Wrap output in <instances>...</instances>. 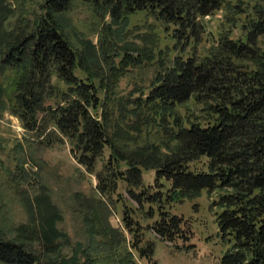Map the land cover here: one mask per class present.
<instances>
[{
  "label": "trees",
  "instance_id": "obj_1",
  "mask_svg": "<svg viewBox=\"0 0 264 264\" xmlns=\"http://www.w3.org/2000/svg\"><path fill=\"white\" fill-rule=\"evenodd\" d=\"M74 1L44 0L40 15L31 21L16 17L9 30L4 12L13 11L0 2V77L12 71L16 78L10 113L26 131L54 127L57 141L66 139L77 163L90 174L103 158L95 174L102 196L111 198L120 183L139 187L142 171L154 170L164 182L159 186L163 192L130 193L139 204L156 205L157 211L148 215L157 217L150 232L163 241L190 237L169 207L204 191L216 193L211 207L217 237L225 246L219 264H264V5L244 0ZM75 3L91 10L98 22L109 20L100 27L97 44L85 41L79 53L57 19ZM138 12L163 26L170 46L157 50L147 37L139 51L132 42L123 43L129 18ZM218 12L222 18L210 32L205 18ZM237 30L240 36L233 38ZM144 60L155 66L148 93L132 98L135 91L143 92L136 88L126 100L118 97L124 72ZM77 71L87 78H78ZM48 101L53 105L45 108ZM38 113L48 114L42 124ZM128 117L129 130L140 137L146 133L141 143L132 145V135L119 125ZM47 142L57 143L52 135ZM125 226L131 231L126 221ZM19 231L37 237L47 252L55 249L57 233L50 228ZM132 247L156 264L151 262L152 242ZM84 251L52 263L101 264ZM39 257L0 236V264H40ZM119 264H134L132 256Z\"/></svg>",
  "mask_w": 264,
  "mask_h": 264
},
{
  "label": "rangeland",
  "instance_id": "obj_2",
  "mask_svg": "<svg viewBox=\"0 0 264 264\" xmlns=\"http://www.w3.org/2000/svg\"><path fill=\"white\" fill-rule=\"evenodd\" d=\"M0 2H5V6L13 11L12 15L4 12L8 20L5 29L9 30L14 26L16 17L19 19L26 17L31 21L40 15V6L44 0H0ZM244 2H258L264 5V0H244ZM62 16L64 18L57 19L72 47L78 53L83 49L85 41L97 44L101 34L100 27L104 28L103 24L109 22L108 19H105L104 23L98 22L94 19L91 10L81 6L80 3H75L74 8ZM221 18V12L213 17H206L208 31H216ZM239 36L240 32L235 31L233 38ZM143 37L156 43L157 50L170 46L163 26L145 12H138L129 18V26L122 41L132 42L135 50L139 51ZM131 54L133 55L129 56L140 58L136 53ZM90 67L92 68L91 65ZM76 75L80 79L87 78L82 71H77ZM154 75L155 66L147 64L146 60L140 62L138 66L124 72L118 83L117 96L125 99L130 92L139 88L143 92L135 91L132 98H144ZM15 81L12 71L0 77V88L5 90V94L0 96V236L2 238L20 243L37 253L40 256V264H53L52 262L58 259L67 261L83 249L90 256L98 258L101 264H119V259L129 255L132 256L134 264H150L146 258H140L132 247L133 243H137L139 248H144L149 242L154 244L152 263L219 264L225 246L217 237L215 209L211 207L216 193L204 191L193 200H185L183 203L169 207L168 211L180 217L190 230V237L187 241L179 240L174 243L163 241L155 233L150 232V226L157 217L151 219L148 215L157 211L156 205L139 204L132 197V194H138L141 190L153 193L163 190L159 186L164 182L156 177V172L143 170L139 177L141 180L139 187L120 183L111 198L102 196L97 191L95 174L100 171L103 158L97 162L94 173L90 174L73 157L71 144L66 139L63 143L57 141V136L60 134L54 130V127L48 125L42 132L26 131L19 120L10 113L9 97L14 91ZM52 82L56 83V80L53 79ZM52 105L53 101H48L45 108ZM192 108L196 110V107ZM182 111H186V106ZM114 112L116 118L115 109ZM46 116L48 114L38 113L40 124L44 122L42 118ZM119 125L132 135V145L144 140L146 133L143 132L140 137L137 135L138 132L129 130L130 117L126 123L122 118ZM50 135L57 143L47 142ZM108 154L109 151L106 149L103 154L104 160L107 159ZM196 166L200 167V164ZM125 221L131 231L126 229ZM42 225L57 233V240L54 239L53 244L55 249L51 252L46 251L37 237L19 231L20 227L31 231L33 226L37 231H41ZM79 258L82 262L84 255L80 254Z\"/></svg>",
  "mask_w": 264,
  "mask_h": 264
}]
</instances>
